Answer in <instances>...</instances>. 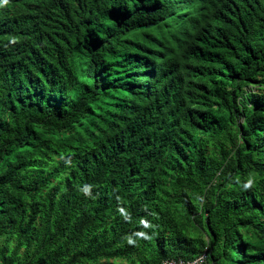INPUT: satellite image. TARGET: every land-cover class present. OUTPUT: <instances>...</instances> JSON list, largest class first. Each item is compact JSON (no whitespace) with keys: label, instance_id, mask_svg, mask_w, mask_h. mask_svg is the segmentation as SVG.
Wrapping results in <instances>:
<instances>
[{"label":"trees","instance_id":"16d2710c","mask_svg":"<svg viewBox=\"0 0 264 264\" xmlns=\"http://www.w3.org/2000/svg\"><path fill=\"white\" fill-rule=\"evenodd\" d=\"M264 264V0H0V264Z\"/></svg>","mask_w":264,"mask_h":264},{"label":"built area","instance_id":"2783aa9c","mask_svg":"<svg viewBox=\"0 0 264 264\" xmlns=\"http://www.w3.org/2000/svg\"><path fill=\"white\" fill-rule=\"evenodd\" d=\"M205 260V255H201L198 258L192 261H183V260H164L162 264H202Z\"/></svg>","mask_w":264,"mask_h":264},{"label":"clouds","instance_id":"9594fccd","mask_svg":"<svg viewBox=\"0 0 264 264\" xmlns=\"http://www.w3.org/2000/svg\"><path fill=\"white\" fill-rule=\"evenodd\" d=\"M5 2H7V0H5ZM184 261V260H183ZM186 261V260H185ZM188 261H191V260H188Z\"/></svg>","mask_w":264,"mask_h":264}]
</instances>
